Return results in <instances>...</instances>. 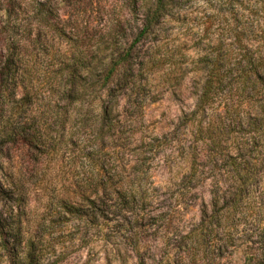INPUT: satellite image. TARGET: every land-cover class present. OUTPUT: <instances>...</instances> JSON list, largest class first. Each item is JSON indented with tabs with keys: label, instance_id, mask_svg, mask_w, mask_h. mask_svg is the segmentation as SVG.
Returning <instances> with one entry per match:
<instances>
[{
	"label": "rangeland",
	"instance_id": "rangeland-1",
	"mask_svg": "<svg viewBox=\"0 0 264 264\" xmlns=\"http://www.w3.org/2000/svg\"><path fill=\"white\" fill-rule=\"evenodd\" d=\"M137 1L140 6L145 0ZM213 4L214 0H178L174 13L201 16L211 12ZM34 5L42 20L32 14ZM142 13L141 8L131 12L128 0H0V65L7 48L19 40L22 63L31 71L17 89V97L24 91L33 93L18 119L38 124L41 133L46 129L55 143L48 155L39 157L38 170L50 182L40 192L35 215L51 193L87 211L79 193L87 185L84 177L98 175L100 196L90 208L96 220H77L56 231L57 252L51 261L244 264L242 248L199 251L195 257L187 254L191 241L197 239L188 233L197 229L203 209L209 212L212 201L210 179L201 181L211 175L209 171L192 182L188 179L194 145L192 128L184 118L194 107L204 75L192 70L196 51L191 42L188 57L183 49L173 47L183 34L172 30V23L132 47ZM76 48L89 54L85 63L93 72L81 77L88 80L97 79L113 55L131 48L128 69L115 76V81L125 77L124 87L113 89L116 96L105 99L111 101L107 120L112 128L94 129L101 116L93 106L99 92L85 97L82 111L53 96L57 67ZM158 56L162 60L151 65ZM163 57H171L173 64ZM11 99L3 102L4 107L17 108ZM242 208L244 218L237 216L243 218L242 229L263 232L264 173L252 183Z\"/></svg>",
	"mask_w": 264,
	"mask_h": 264
},
{
	"label": "trees",
	"instance_id": "trees-1",
	"mask_svg": "<svg viewBox=\"0 0 264 264\" xmlns=\"http://www.w3.org/2000/svg\"><path fill=\"white\" fill-rule=\"evenodd\" d=\"M177 1L128 3L133 13L143 9L132 47L140 38L172 23V30L183 34L173 47L183 49V56L188 57L191 42L196 51L192 70L204 75L194 107L184 118L192 128L194 145L188 179L192 182L209 171L211 175L201 181L210 179L212 201L209 212L203 209L197 229L188 233L189 238L197 239L191 241L187 254L195 257L199 251L242 248L244 264H264V231L252 232L241 225L251 185L264 173V0H214L211 12L195 17L175 14ZM32 8L34 17L42 20L38 8ZM18 41L7 48L0 65V264H55L51 258L57 252L56 231L77 220L90 223L97 218L90 208L100 196L98 175L84 177L87 185L79 193L87 211L69 198L51 193L35 215L40 192L50 182L38 170L39 157L48 155L55 143L46 129L41 133L38 124L18 119L33 95L24 91L17 97L21 81L31 73L22 63ZM76 49L57 67L53 96L82 111L85 97L99 92L93 106L101 116L94 129L112 128L107 120L111 101L105 99L116 96L113 89L124 87L125 77L115 81V76L128 69L131 48L113 55L95 80L81 78L83 73L91 75L93 68L85 63L87 51ZM171 57L163 60L173 64ZM161 60L162 56L154 57L151 65ZM180 70L185 76L186 71ZM10 98L17 108L4 107L3 102ZM239 215L243 218L237 219Z\"/></svg>",
	"mask_w": 264,
	"mask_h": 264
}]
</instances>
